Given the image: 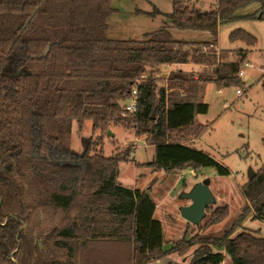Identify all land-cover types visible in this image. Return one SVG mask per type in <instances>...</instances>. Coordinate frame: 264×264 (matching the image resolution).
Segmentation results:
<instances>
[{
    "label": "trees",
    "instance_id": "trees-1",
    "mask_svg": "<svg viewBox=\"0 0 264 264\" xmlns=\"http://www.w3.org/2000/svg\"><path fill=\"white\" fill-rule=\"evenodd\" d=\"M112 2L0 0V264H149L175 255L185 264H221L222 251L231 264H264V237L244 226L249 217L264 224V164L241 186L236 215L229 217L227 205L209 206L198 231L190 234L194 225L186 222L185 235L164 249L150 188L118 181L134 145L108 157L96 150L112 126L123 127L154 148L146 164L153 172L229 175L193 148L208 128L198 120L208 112L202 92L207 84L244 89L238 72L248 50H218V29L264 21V0H218L205 12L172 0L169 27L208 32L207 42L176 40L168 28L142 40L110 39ZM253 4L254 13L236 15ZM154 10L146 14H160ZM229 41L257 42L241 29ZM170 65L164 84L160 75ZM134 88L136 110L126 114ZM86 121L98 135L74 153L72 124L81 131Z\"/></svg>",
    "mask_w": 264,
    "mask_h": 264
},
{
    "label": "rangeland",
    "instance_id": "rangeland-1",
    "mask_svg": "<svg viewBox=\"0 0 264 264\" xmlns=\"http://www.w3.org/2000/svg\"><path fill=\"white\" fill-rule=\"evenodd\" d=\"M189 6L203 12L214 8L218 0H186ZM115 13L107 19V36L114 40H142L144 35L160 28H168L174 39L188 42H207L211 40L208 32L193 30H177L169 27L165 15L172 11V0H113ZM159 11V15L148 16L146 13ZM258 5L253 4L236 12L238 17L254 13ZM153 15V14H152ZM241 29L256 39V44L247 47L240 42H230L229 35L234 30ZM217 49L237 50L247 49L248 54L240 64L244 75L241 81L244 89L225 87L218 90L214 84H207L202 92V102L208 105V112L198 117V120L208 126L206 132L194 140L193 148L214 158L229 175L219 176L213 169L203 168L198 172L185 170L153 172L146 164L153 160L154 148L143 149L147 143L143 137L136 139L133 131L123 127L112 126L110 135L103 137L97 152L106 157L118 151H125L134 145L131 161L121 162L118 166V181L131 190H147L157 208L154 217L163 229L164 249L171 247L173 242L180 240L186 232V221L181 216L180 207L190 205V201L181 197V186L185 182L190 188L193 182L205 181L210 189L214 202L212 208L227 205L230 215H236L243 206L240 193L242 185L248 182L264 164V21L239 19L229 25L219 27L217 34ZM245 64L248 66L245 67ZM168 76V75H167ZM165 83V72L162 73ZM161 82V81H160ZM246 90V91H245ZM240 92V94L237 93ZM92 136V124L84 123L78 131L75 122L72 124L68 146L74 153L88 150ZM94 146L90 147V153ZM180 181V182H179ZM180 183L177 186L176 184ZM176 188V189H175ZM175 189L174 194H170ZM205 219L199 226H202ZM224 222L208 228L209 232H217L224 227ZM245 227L264 237V224L250 217ZM197 226L188 227L189 233L198 231ZM188 233V234H189ZM225 264H231L224 251ZM174 260L183 262L182 257L172 256ZM184 263V262H183ZM222 264V263H221Z\"/></svg>",
    "mask_w": 264,
    "mask_h": 264
},
{
    "label": "water",
    "instance_id": "water-1",
    "mask_svg": "<svg viewBox=\"0 0 264 264\" xmlns=\"http://www.w3.org/2000/svg\"><path fill=\"white\" fill-rule=\"evenodd\" d=\"M107 135H110L109 132ZM253 174L250 175L249 180L253 177ZM181 197L190 201V205L180 207L181 218L191 225H200L205 217L206 208L212 206L214 202V197L207 183L205 181L195 183L188 191L182 193Z\"/></svg>",
    "mask_w": 264,
    "mask_h": 264
},
{
    "label": "built area",
    "instance_id": "built-area-1",
    "mask_svg": "<svg viewBox=\"0 0 264 264\" xmlns=\"http://www.w3.org/2000/svg\"><path fill=\"white\" fill-rule=\"evenodd\" d=\"M248 65L245 64V67H247ZM165 80L167 78V75L169 74V71L165 70ZM164 74V73H163ZM244 75L242 70H239L238 72V76L242 77ZM238 94H240L239 91H237ZM136 105H137V90L134 88L132 89L131 93H130V98L127 102H125L124 104V111L126 114H133L136 110Z\"/></svg>",
    "mask_w": 264,
    "mask_h": 264
},
{
    "label": "crops",
    "instance_id": "crops-1",
    "mask_svg": "<svg viewBox=\"0 0 264 264\" xmlns=\"http://www.w3.org/2000/svg\"><path fill=\"white\" fill-rule=\"evenodd\" d=\"M174 66H165V70H167V71H170L172 68H173ZM180 67V66H179ZM181 67H183V68H189L190 66L189 65H182ZM194 143V142H193ZM148 147H150V146H146V145H144L143 146V149H146V148H148ZM135 150V149H134ZM136 151V150H135ZM135 151L133 152V154H135ZM154 156V155H153ZM150 163V162H149ZM180 182V181H179ZM177 183L176 184V188H177V186L178 185H180V183ZM120 183V182H119ZM195 183H197V182H193L192 184H191V186H190V188L195 184ZM175 188V189H176ZM190 188H187L184 192H186V191H188ZM175 189H173V190H171L169 193L170 194H174L175 193ZM178 189V188H177ZM210 190V189H209ZM155 206H156V204H155ZM156 208H157V206H156ZM225 259L223 260V262H222V264H225ZM149 264H185V263H183V262H179V261H177V260H174V259H172L171 257H165V258H163V259H161V260H158V261H155V262H152V263H149Z\"/></svg>",
    "mask_w": 264,
    "mask_h": 264
}]
</instances>
